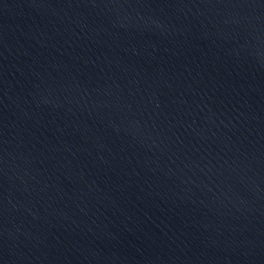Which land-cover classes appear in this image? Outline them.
I'll return each mask as SVG.
<instances>
[{
    "label": "water",
    "instance_id": "1",
    "mask_svg": "<svg viewBox=\"0 0 264 264\" xmlns=\"http://www.w3.org/2000/svg\"><path fill=\"white\" fill-rule=\"evenodd\" d=\"M0 264H264V0H0Z\"/></svg>",
    "mask_w": 264,
    "mask_h": 264
}]
</instances>
